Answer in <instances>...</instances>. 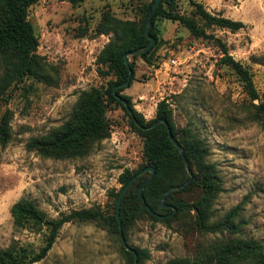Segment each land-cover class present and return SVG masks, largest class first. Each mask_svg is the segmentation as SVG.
<instances>
[{
    "label": "rangeland",
    "instance_id": "obj_1",
    "mask_svg": "<svg viewBox=\"0 0 264 264\" xmlns=\"http://www.w3.org/2000/svg\"><path fill=\"white\" fill-rule=\"evenodd\" d=\"M194 1L246 26L232 32L211 25L206 30L213 38H197L179 22L158 17V41L150 60L128 57L134 76L121 93L130 97L145 122L155 118L157 103L167 99L178 137L198 141L216 185L211 195L193 185L174 197L190 203L202 200L209 223L224 221L240 205L233 218L239 227L234 234L226 229L203 231L195 208L183 210L170 225L139 215L124 236L130 246L148 250L143 264L175 258L200 264L209 246L228 238L258 240L264 247V108H257L264 104V0ZM149 2L85 0L72 5L66 0H39L30 6L38 67L34 75L12 83L0 99V120L6 115L10 135L5 145L0 144V249L15 245L34 255L46 243L45 226L14 227L10 208L20 198L33 201L49 219L96 207L112 215L120 173L140 169L150 159L147 137L132 126L122 106L109 103L105 95V136L89 149L59 157L26 145L80 116L75 113L89 110L93 100L89 94L102 95L116 81L100 61L112 33L97 34V27L111 15L140 28L142 8ZM176 10L203 24L189 0H176ZM218 41L251 73L256 100L238 75L220 62ZM161 133L159 127L150 137ZM33 264H127V259L119 235L105 225L73 221L60 228L46 256Z\"/></svg>",
    "mask_w": 264,
    "mask_h": 264
},
{
    "label": "trees",
    "instance_id": "obj_2",
    "mask_svg": "<svg viewBox=\"0 0 264 264\" xmlns=\"http://www.w3.org/2000/svg\"><path fill=\"white\" fill-rule=\"evenodd\" d=\"M38 1L0 0V67H2L0 99L3 98L6 90L12 83L21 81L24 77L34 75L38 67L36 55L38 39L28 19L30 6ZM66 1L72 5H76L85 0ZM154 1L150 0L142 8L140 28H133L129 22L114 18L111 15L104 16L102 22L97 27L96 33H112V36L100 53V61L107 67V73L110 72L116 76V81L110 82L109 88L102 95L98 91H94L93 94H89L88 92L87 95L89 94L93 97L91 107L83 113H75V115L80 116L73 119L74 121L66 122L58 131L49 136L31 138L26 144L28 148L36 149L45 156L64 157L89 149L92 142L105 136L106 109L103 99L105 95L109 103L115 102L122 106L129 116L132 126L147 137L146 144L150 159H147L140 169L132 170L125 168L120 173L118 177L120 188L114 193L115 211L112 215L106 214L99 207H96L72 210L69 213H61L56 219H49L33 201L26 197L20 198L10 208L14 227L22 228L30 223L45 226L49 230L46 243L34 255L28 253L25 248L15 245L0 249V264H33L43 259L53 245L60 228L65 223L73 221L99 222L105 225L110 233L117 234L120 237V228L124 236L131 222L139 215H146L151 220L162 221L170 225L183 210L195 208L197 212V225L201 230L220 232L222 229H226L231 234L238 232L239 226L233 222V218L240 209V205L232 208L224 221L209 223V215L207 210L202 208V204H204L202 200L190 203L184 199L174 197L176 192L187 190L193 185L201 186L203 192L211 195L215 191L216 185L213 182L215 177L211 166L203 163L202 152L204 149H200L198 141H190L186 140L185 137H178L172 121V110L169 107L167 99H162L157 103L155 118L149 122H145L141 113L131 103L130 97L121 93L126 87H120L115 94L113 93V87L126 80L129 68L133 70L131 62H129V67L126 66L123 55L133 49L143 48L149 43V39L145 35L146 20ZM189 2L194 7L195 13L203 21V24L197 23L192 17L179 13L176 10V0H160L155 12L151 15V27L149 30L150 35L155 38V42L147 51L132 56H140L146 61L150 60V55L158 41L155 24L158 17L179 22L197 38H213L206 30L211 25L221 29H229L232 32L246 26L242 21L233 20L219 14H212L203 4L194 0H189ZM219 47L222 53L220 62L230 67L238 75L249 97L252 100H256L258 93L249 70L229 53L224 44L219 42ZM133 76L134 72L131 81ZM131 81L128 86L131 85ZM260 107L264 108V104L257 105L258 109ZM261 116L264 118V110ZM160 118L168 123L171 133L181 145L190 174L187 172L180 152L168 138L164 123H159L152 128L140 127H148ZM159 127L162 128L161 135L151 138L150 136ZM9 138V123L6 115H3L0 120V144L5 145ZM147 166L153 167L155 174L142 191L145 199V203H142L137 195V189L150 175V171L143 170ZM133 177L135 178L132 183L122 193L120 204L117 208V199L121 190ZM184 183L186 184L179 188V190H173L166 195L165 203L173 206L175 211L172 208L161 207L160 201L163 192L168 187L179 186ZM117 211L119 219L116 216ZM120 242L121 249L127 259V264H135L133 253L126 250L121 237ZM132 248L137 253L138 264H143V260L149 256L148 250L136 247ZM164 264L194 263L188 258H175ZM200 264H264V247L258 240H232L228 238L221 244L209 246Z\"/></svg>",
    "mask_w": 264,
    "mask_h": 264
},
{
    "label": "water",
    "instance_id": "obj_3",
    "mask_svg": "<svg viewBox=\"0 0 264 264\" xmlns=\"http://www.w3.org/2000/svg\"><path fill=\"white\" fill-rule=\"evenodd\" d=\"M160 0H155L154 3H153V6H152V9L150 11V13L148 14L147 16V20H146V29H145V35L148 37L149 39V43L143 47V48H137V49H133L131 51H128L126 52L124 55H123V58H124V62L126 64L127 67H129V59L128 57L130 55H134V54H138V53H142V52H145L147 51L148 49H150V47L154 44L155 42V38L150 35L149 33V30H150V27H151V15L155 12L158 4H159ZM132 74H133V70L131 68H129V71H128V76L126 78L125 81L115 85L113 87V93L115 94L117 89L120 88V87H127L131 81V78H132ZM159 123H164L165 126H166V129H167V135H168V138L172 141V143L175 145V147L178 149V151L180 152L184 162H185V166H186V169H187V172L190 174V170L188 168V165H187V160L185 158V155H184V152H183V149L181 147V145L177 142V140L174 138L173 134L171 133V129L168 125L167 122H165L163 119H157L156 121H154L150 126L148 127H144V126H140L141 128H152L154 126H156L157 124ZM144 171H150V175L149 177L144 181V183L137 189V195L138 197L140 198V200L142 201V203H145V199H144V196H143V189L144 187L152 180V178L154 177V174H155V170L153 167H150V166H147L146 168L143 169ZM135 177H133L128 183L127 185H125L123 187V189L121 190V193L117 199V208L119 207V204H120V200H121V195L122 193L124 192V190L132 183V181L134 180ZM187 183V182H186ZM186 183L182 184V185H179V186H171V187H168L162 194V197H161V201H160V206L161 207H164V208H172L173 211H175V208H173V206L171 205H168L165 203V199H166V195L173 191V190H176V189H179L181 187H183ZM117 219H119V215H118V211H117ZM120 237H121V241L124 245V247L126 248V250L128 251H131L134 255V261H135V264H138V260H137V253L136 251L127 244L126 240H125V237L123 236L122 234V230L120 228Z\"/></svg>",
    "mask_w": 264,
    "mask_h": 264
},
{
    "label": "built area",
    "instance_id": "obj_4",
    "mask_svg": "<svg viewBox=\"0 0 264 264\" xmlns=\"http://www.w3.org/2000/svg\"><path fill=\"white\" fill-rule=\"evenodd\" d=\"M171 62L174 64L175 63V60L173 59Z\"/></svg>",
    "mask_w": 264,
    "mask_h": 264
}]
</instances>
